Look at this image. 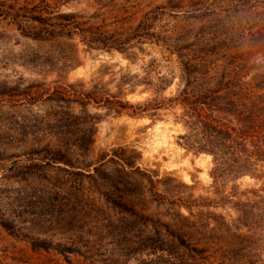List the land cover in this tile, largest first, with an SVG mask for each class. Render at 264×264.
Masks as SVG:
<instances>
[{"label":"rangeland","instance_id":"obj_1","mask_svg":"<svg viewBox=\"0 0 264 264\" xmlns=\"http://www.w3.org/2000/svg\"><path fill=\"white\" fill-rule=\"evenodd\" d=\"M181 57L262 80L264 0H0V264H264V179L184 144ZM77 82L96 99H58Z\"/></svg>","mask_w":264,"mask_h":264},{"label":"trees","instance_id":"obj_2","mask_svg":"<svg viewBox=\"0 0 264 264\" xmlns=\"http://www.w3.org/2000/svg\"><path fill=\"white\" fill-rule=\"evenodd\" d=\"M77 16L75 13L61 15L62 30L57 34L69 37L77 34L88 46L98 44L103 48L107 42L104 41V34L94 31L93 28H82L76 23ZM69 23H74L75 26L74 24L69 26ZM55 33L53 30V34ZM258 40L260 42V39ZM114 44L115 48L127 52L125 47L121 46L125 42L121 45ZM207 66L205 59L202 58L195 61L181 57L178 62L183 81L182 88L167 101H170L168 106H179L175 121L181 123L185 131L180 137L187 147L197 152L211 154L218 162L219 171H231L232 177L247 172L264 179V91L259 90L260 88L264 90V78L258 81L245 80L252 68L246 64L236 71L234 69L230 71L226 64L221 73L218 71L217 77L197 75V72H206L204 70ZM133 77L135 76L124 75L126 79L119 84L120 94L136 89L138 82L129 83L130 87L126 91L123 89L126 80ZM79 85L82 89L83 85L80 82L67 85L70 90H64V86L59 85L55 87L54 93L60 100H71V96H74V101L83 104L85 103L83 98L96 99L93 92L78 90L76 87ZM106 105L117 115L127 113L141 116L146 110L161 108L162 103L159 100L156 103L152 100L135 103L111 100ZM256 171L260 174H256Z\"/></svg>","mask_w":264,"mask_h":264},{"label":"bare ground","instance_id":"obj_3","mask_svg":"<svg viewBox=\"0 0 264 264\" xmlns=\"http://www.w3.org/2000/svg\"><path fill=\"white\" fill-rule=\"evenodd\" d=\"M80 70H81V69H80ZM97 139H98V145H101V143H100V141H99V140H100V137H98Z\"/></svg>","mask_w":264,"mask_h":264}]
</instances>
